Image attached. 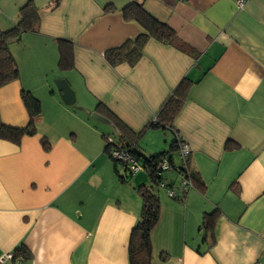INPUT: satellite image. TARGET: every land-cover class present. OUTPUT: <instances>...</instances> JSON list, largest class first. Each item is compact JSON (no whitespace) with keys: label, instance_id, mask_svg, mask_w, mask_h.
Returning a JSON list of instances; mask_svg holds the SVG:
<instances>
[{"label":"crops","instance_id":"obj_1","mask_svg":"<svg viewBox=\"0 0 264 264\" xmlns=\"http://www.w3.org/2000/svg\"><path fill=\"white\" fill-rule=\"evenodd\" d=\"M134 1L0 0L4 32L29 2L40 9L39 32L10 45L19 78L0 87L1 119L28 125L23 90L42 106L35 135L19 145L0 139V259L20 246L30 254L4 264H129L138 188L151 181L145 170L121 171L125 181L116 173L105 151L116 129L105 112L137 134L147 157L176 137L191 150L200 183L184 200L159 190L151 264H264V0L242 8L239 0H139L194 55L150 39L137 64L111 66L105 53L143 32L121 13ZM59 40L74 45L71 70L59 68ZM57 80L73 89L74 106ZM183 82L173 129L155 127ZM215 211L213 230H203Z\"/></svg>","mask_w":264,"mask_h":264},{"label":"trees","instance_id":"obj_2","mask_svg":"<svg viewBox=\"0 0 264 264\" xmlns=\"http://www.w3.org/2000/svg\"><path fill=\"white\" fill-rule=\"evenodd\" d=\"M111 6H107L105 11H112ZM121 13L126 21L137 23L141 29L140 33L135 39L128 40L119 47L108 50L105 53V59L111 66H117L121 63H127L134 66L143 57V50L146 43L150 39H154L160 43L173 46L182 52L189 55H194V51L186 46L177 36L176 32L167 24L160 22L153 18L144 8L143 3L135 0L131 4L125 6ZM40 29V9L33 2H29L20 10V19L18 23L9 31H2L0 29V87L15 81L19 78V70L13 54L10 51V45L18 42L23 33H37ZM60 60L59 68L63 71H68L74 68V45L72 42L59 40ZM186 94V85L184 82L179 86L177 92L169 98L165 106L159 114V124L155 127H162L165 130H172L173 123L181 111ZM22 99L25 107L29 113V123L25 128H16L6 125L0 116V139L9 141L19 145L25 136H32L36 134V123L42 116V106L38 98L31 92L23 90ZM105 112V111H104ZM112 121L116 134L113 139L105 137L106 145L105 151L111 159L114 160L116 165V173L125 181L121 171L133 174L129 171L128 167L117 158H114L112 153L114 150L124 151L125 153L134 157L139 161L144 170L148 173L151 185L140 186L138 188L139 194L142 198V212L140 219L132 229L129 241V264H151L153 261V245L151 234L157 226L160 219V198H159V183L163 177L159 175V165L164 158H167L171 171L169 172L170 183L169 186L173 189H178V198L184 200L189 190H181V180L179 178L181 171L185 172V177L191 181L193 187L199 184L195 172L190 165V159L182 168L181 162L176 160L175 153L179 157V150L183 141L181 138L176 137L171 148L168 151L160 152L156 155L148 157L146 161L142 160L137 153L138 148L137 134L123 124L120 120L113 115L106 114ZM155 123H151V126ZM174 131V130H173ZM175 133V131H174ZM46 150L49 149L48 141H43ZM231 150L230 147H227ZM179 160V158H178ZM178 180V187H175V181ZM193 189V188H192ZM185 196V197H184ZM183 198V199H182ZM216 211L207 213L203 216L201 228L205 231H212L214 228V217ZM14 258L22 260L27 259L30 254L27 249L20 246L13 252Z\"/></svg>","mask_w":264,"mask_h":264},{"label":"built area","instance_id":"obj_3","mask_svg":"<svg viewBox=\"0 0 264 264\" xmlns=\"http://www.w3.org/2000/svg\"><path fill=\"white\" fill-rule=\"evenodd\" d=\"M244 4H245L244 0H239L237 2V6L239 8H242ZM190 154H191V150L189 146L184 143L181 144V147L179 150V161L181 162L182 168L189 160ZM112 155L114 158L121 160L123 164H125L128 167L129 171L132 172L133 174L144 170L143 165L139 161H137L134 157L125 153L124 151L114 150ZM159 171H160L159 175L163 177L162 181L158 185L159 189H167L168 194L171 198L179 199L178 194H177V191L179 190L176 188L173 189L169 186L170 179L168 175H169V172L171 171V167H170V163L167 158H164L161 164L159 165ZM185 176H186L185 172L182 170L179 176L181 180L180 189L181 190H189V189L191 190L193 188V184ZM12 258H13V254H7L3 258L0 259V264H4L6 260H10Z\"/></svg>","mask_w":264,"mask_h":264},{"label":"water","instance_id":"obj_4","mask_svg":"<svg viewBox=\"0 0 264 264\" xmlns=\"http://www.w3.org/2000/svg\"><path fill=\"white\" fill-rule=\"evenodd\" d=\"M55 84L57 86V90L61 94V99L63 100V102L68 106H74L76 102V97L69 83L66 80H57L55 81ZM92 117L104 122H109L107 118L96 112L92 114ZM135 152L142 160L146 161L148 159V157L138 149H136Z\"/></svg>","mask_w":264,"mask_h":264},{"label":"rangeland","instance_id":"obj_5","mask_svg":"<svg viewBox=\"0 0 264 264\" xmlns=\"http://www.w3.org/2000/svg\"><path fill=\"white\" fill-rule=\"evenodd\" d=\"M169 137H170V135H169ZM114 138V137H113ZM166 146H167V148H169L170 147V143H168V144H165Z\"/></svg>","mask_w":264,"mask_h":264}]
</instances>
